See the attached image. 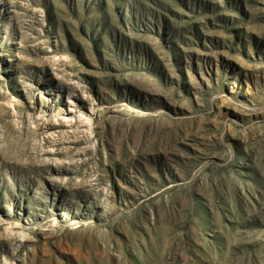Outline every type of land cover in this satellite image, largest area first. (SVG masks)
<instances>
[{"label": "rangeland", "instance_id": "374dc122", "mask_svg": "<svg viewBox=\"0 0 264 264\" xmlns=\"http://www.w3.org/2000/svg\"><path fill=\"white\" fill-rule=\"evenodd\" d=\"M0 264H264V0H0Z\"/></svg>", "mask_w": 264, "mask_h": 264}]
</instances>
